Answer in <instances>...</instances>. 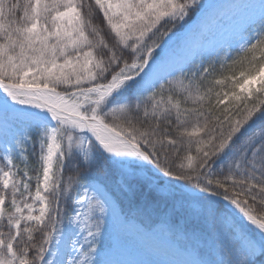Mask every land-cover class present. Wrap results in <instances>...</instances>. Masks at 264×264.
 <instances>
[{"label": "snow or ice", "instance_id": "obj_1", "mask_svg": "<svg viewBox=\"0 0 264 264\" xmlns=\"http://www.w3.org/2000/svg\"><path fill=\"white\" fill-rule=\"evenodd\" d=\"M244 7L206 51L205 0H0V264H135L145 234L264 264V0Z\"/></svg>", "mask_w": 264, "mask_h": 264}, {"label": "rangeland", "instance_id": "obj_2", "mask_svg": "<svg viewBox=\"0 0 264 264\" xmlns=\"http://www.w3.org/2000/svg\"><path fill=\"white\" fill-rule=\"evenodd\" d=\"M256 0H205L206 8L202 13L205 26L202 33L195 37L196 46L203 45L211 51L221 44L234 26V18L242 19L251 9L245 5ZM120 259L135 264H181L184 259L178 251V245L163 235H134Z\"/></svg>", "mask_w": 264, "mask_h": 264}, {"label": "trees", "instance_id": "obj_3", "mask_svg": "<svg viewBox=\"0 0 264 264\" xmlns=\"http://www.w3.org/2000/svg\"><path fill=\"white\" fill-rule=\"evenodd\" d=\"M233 55H235V53H233ZM256 55H257V56H259V55H260V53H259V52H257V53H256Z\"/></svg>", "mask_w": 264, "mask_h": 264}]
</instances>
